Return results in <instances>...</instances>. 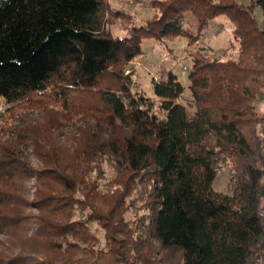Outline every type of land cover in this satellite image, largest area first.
Returning a JSON list of instances; mask_svg holds the SVG:
<instances>
[{
	"label": "trees",
	"instance_id": "obj_1",
	"mask_svg": "<svg viewBox=\"0 0 264 264\" xmlns=\"http://www.w3.org/2000/svg\"><path fill=\"white\" fill-rule=\"evenodd\" d=\"M150 3L116 36L109 0H0V264H264V0ZM221 15L237 55L191 52L194 108L172 69L155 97L133 80L144 40L192 45Z\"/></svg>",
	"mask_w": 264,
	"mask_h": 264
},
{
	"label": "rangeland",
	"instance_id": "obj_2",
	"mask_svg": "<svg viewBox=\"0 0 264 264\" xmlns=\"http://www.w3.org/2000/svg\"><path fill=\"white\" fill-rule=\"evenodd\" d=\"M248 4L252 0H239ZM155 13L150 0H109L108 8L105 10V26L116 36L128 34V29L132 25H142L146 19ZM260 27L264 28V13L260 7L255 10ZM187 26L195 29L194 18L187 13ZM232 24L224 16L216 17L207 27L202 36L192 45L188 44L185 38H176L172 41H156L146 39L143 41V52L135 57L130 65L128 72H131L133 80L145 90L148 96L155 97L152 80L160 79L166 70L172 69L177 74L179 80L184 85V93L180 101L190 108L192 104L191 90L189 88L187 71L191 66V52L198 47H211L210 53L223 59L235 58L237 55L236 46L228 47V40L231 38ZM258 110L264 113V101L258 104ZM20 111V121L30 119L34 113ZM108 179L114 176L110 166H106ZM229 170L224 167L218 174L214 189L219 192L230 193L229 190ZM94 232L99 237L98 247L105 248L104 231L97 226L91 225ZM162 264H182V253L178 249L162 251ZM160 258V257H159Z\"/></svg>",
	"mask_w": 264,
	"mask_h": 264
}]
</instances>
